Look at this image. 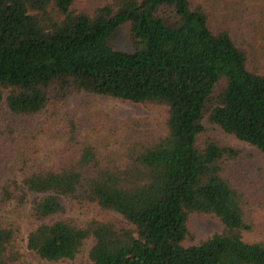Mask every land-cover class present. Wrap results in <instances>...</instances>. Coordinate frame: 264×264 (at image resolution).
Returning <instances> with one entry per match:
<instances>
[{"label":"trees","instance_id":"obj_1","mask_svg":"<svg viewBox=\"0 0 264 264\" xmlns=\"http://www.w3.org/2000/svg\"><path fill=\"white\" fill-rule=\"evenodd\" d=\"M76 2L0 0L1 133L14 135L50 107L62 118L58 140L52 127L49 144L35 135L18 172L0 180V209L14 203L35 224L27 247L49 261L88 251L91 264H264V223L237 176L243 150L201 138L208 123L264 159L257 43L212 28L191 0H105L92 12ZM125 23L132 51L109 44ZM96 96L166 107L165 131L155 136L129 121L121 139L83 136L69 104ZM90 206L106 216L67 215ZM193 213L218 218L222 230L186 245ZM20 231L0 215V264L23 261Z\"/></svg>","mask_w":264,"mask_h":264},{"label":"rangeland","instance_id":"obj_2","mask_svg":"<svg viewBox=\"0 0 264 264\" xmlns=\"http://www.w3.org/2000/svg\"><path fill=\"white\" fill-rule=\"evenodd\" d=\"M112 1V0H108ZM194 4L203 5L211 15V27L220 29L230 28L233 33L245 34L247 39L256 42L257 63L264 65V0H191ZM105 0H77L75 6L80 10L92 12L93 9ZM109 44L118 50L132 51L131 24L125 23L119 26L110 36ZM226 81L220 82L216 91L222 90ZM81 98L72 100L69 109L75 115L80 124L83 136L92 139H101L106 136H119V139L128 135L129 121H140L152 135L162 134L165 131L167 108L164 106H147L140 103L122 101L114 98L96 96L89 103H83ZM0 107V111H1ZM57 113V112H56ZM1 114V112H0ZM58 114V113H57ZM52 108H48L41 114L25 117L17 132L13 136L15 145L6 152L3 149L0 155V180L4 182L12 177L14 171L18 172L21 164H15L17 157L24 152V147L34 141L33 137L38 135L39 140H45L47 144L49 128L52 127L51 140H58V132L62 127L60 116L52 117ZM60 115V114H59ZM4 121L0 118V142L6 144L11 136L2 134ZM206 131L201 138L215 137L223 144H229L240 148L244 152V159L236 166L239 183L247 189L249 199L252 202L255 217L264 223V195L262 188L264 183V159L256 154L254 148L242 142L217 127L206 124ZM2 146H0L1 148ZM51 148L48 149V151ZM50 153V152H49ZM47 153V155L49 154ZM12 203L5 209H0V215L5 221L15 222L21 229L18 245L23 253V261L19 264H91L88 251H85L74 259L60 261H49L39 259L35 253L27 247V235L35 224L26 214V211L14 210ZM68 216L74 217L78 222H83L91 217H105L106 215L95 207L70 209ZM190 237L185 241L186 245L199 243L204 238L220 232L223 228L222 222L215 217L193 213L189 219ZM93 240L87 243V250L92 246Z\"/></svg>","mask_w":264,"mask_h":264}]
</instances>
